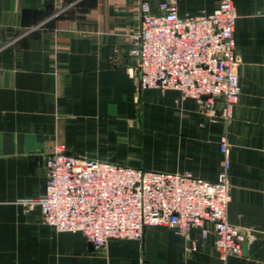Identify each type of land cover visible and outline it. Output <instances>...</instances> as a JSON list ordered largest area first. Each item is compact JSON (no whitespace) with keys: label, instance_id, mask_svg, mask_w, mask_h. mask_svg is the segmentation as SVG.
<instances>
[{"label":"crops","instance_id":"obj_1","mask_svg":"<svg viewBox=\"0 0 264 264\" xmlns=\"http://www.w3.org/2000/svg\"><path fill=\"white\" fill-rule=\"evenodd\" d=\"M142 1L0 0V264H264V0H231L240 93L226 122H211L177 91L138 88L128 50ZM173 1L193 16L220 0ZM222 139L227 222L255 234L240 257L222 259L212 235L163 226L95 249L18 202L43 193L55 144L86 159L212 181Z\"/></svg>","mask_w":264,"mask_h":264},{"label":"built area","instance_id":"obj_2","mask_svg":"<svg viewBox=\"0 0 264 264\" xmlns=\"http://www.w3.org/2000/svg\"><path fill=\"white\" fill-rule=\"evenodd\" d=\"M139 25L129 36L140 90H174L192 99L211 122L230 120L240 93L234 38L237 14L220 0L210 14L180 15L173 0L139 5ZM222 165L215 180L190 172L147 171L86 159L55 144L45 156L47 178L37 198L41 223L57 233H80L95 249L109 240L140 241L146 227L163 226L188 236H213L222 259L240 257L255 234L227 222L230 200L228 145L221 140ZM194 248V247H193Z\"/></svg>","mask_w":264,"mask_h":264},{"label":"water","instance_id":"obj_3","mask_svg":"<svg viewBox=\"0 0 264 264\" xmlns=\"http://www.w3.org/2000/svg\"><path fill=\"white\" fill-rule=\"evenodd\" d=\"M246 245H247V242H244V244H243V250H245Z\"/></svg>","mask_w":264,"mask_h":264}]
</instances>
